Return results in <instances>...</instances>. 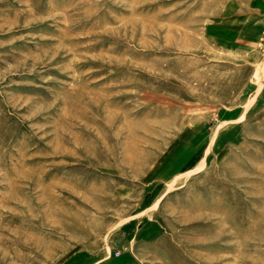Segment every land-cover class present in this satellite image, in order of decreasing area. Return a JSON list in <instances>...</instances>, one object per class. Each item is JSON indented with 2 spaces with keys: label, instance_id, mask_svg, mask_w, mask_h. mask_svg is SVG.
I'll use <instances>...</instances> for the list:
<instances>
[{
  "label": "rangeland",
  "instance_id": "1",
  "mask_svg": "<svg viewBox=\"0 0 264 264\" xmlns=\"http://www.w3.org/2000/svg\"><path fill=\"white\" fill-rule=\"evenodd\" d=\"M261 20L0 0V264H264Z\"/></svg>",
  "mask_w": 264,
  "mask_h": 264
},
{
  "label": "crops",
  "instance_id": "2",
  "mask_svg": "<svg viewBox=\"0 0 264 264\" xmlns=\"http://www.w3.org/2000/svg\"><path fill=\"white\" fill-rule=\"evenodd\" d=\"M258 26L261 28V27H264V21H259L258 23ZM117 261V262H116ZM116 263H126L125 260H115Z\"/></svg>",
  "mask_w": 264,
  "mask_h": 264
}]
</instances>
